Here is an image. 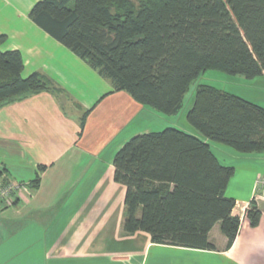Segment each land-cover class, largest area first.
<instances>
[{"label":"trees","instance_id":"1","mask_svg":"<svg viewBox=\"0 0 264 264\" xmlns=\"http://www.w3.org/2000/svg\"><path fill=\"white\" fill-rule=\"evenodd\" d=\"M28 15L114 90L167 115L178 113L206 69L245 78L264 73V0H140L137 7L130 0H37ZM22 69L18 50L0 51V106L58 93L44 75L23 77ZM186 118L238 153L264 152V107L236 94L199 84ZM113 167V179L125 186L123 234L145 231L156 243L212 250L208 233L219 223L225 248L233 242L240 217L226 188L234 167L220 163L206 140L175 126L137 133L116 151ZM245 216L258 224L254 198Z\"/></svg>","mask_w":264,"mask_h":264},{"label":"crops","instance_id":"2","mask_svg":"<svg viewBox=\"0 0 264 264\" xmlns=\"http://www.w3.org/2000/svg\"><path fill=\"white\" fill-rule=\"evenodd\" d=\"M35 1L0 0V51L18 50L21 75L39 72L59 91L0 106V186L26 184L0 199V264H264V152L239 153L232 165L226 195L240 225L228 248L219 223L208 233L212 250L121 232L125 186L113 179V157L159 116L33 23ZM232 79L246 89L221 90L264 107V73ZM251 198L261 212L255 226L245 216Z\"/></svg>","mask_w":264,"mask_h":264},{"label":"rangeland","instance_id":"3","mask_svg":"<svg viewBox=\"0 0 264 264\" xmlns=\"http://www.w3.org/2000/svg\"><path fill=\"white\" fill-rule=\"evenodd\" d=\"M130 1L135 7H137L140 2V0ZM233 76L238 75L228 74L218 69H206L202 71L199 76L190 83L187 91L184 94L183 103L178 113H176L175 115H167L156 110L153 111L159 117H153L154 120L150 129L152 131H157L163 129L164 127H180L186 132L192 133L193 135L206 140L209 143L212 152L216 155L220 163L225 165H235L234 163L237 160L236 155L239 154L236 150L227 145L217 143L205 138L196 128L193 127V125L188 122L186 118V111L192 104L195 89L199 84L211 85L218 89H224L231 92L235 91L238 93H240V91H242L243 89H246V87H243L238 82H235L234 79H232ZM231 188L232 187L230 184L228 190L230 191Z\"/></svg>","mask_w":264,"mask_h":264},{"label":"built area","instance_id":"4","mask_svg":"<svg viewBox=\"0 0 264 264\" xmlns=\"http://www.w3.org/2000/svg\"><path fill=\"white\" fill-rule=\"evenodd\" d=\"M25 185L26 184L22 182H8L6 184L1 185L0 186V199L4 201H8L9 198H11V195L13 193H17L19 190L24 189Z\"/></svg>","mask_w":264,"mask_h":264}]
</instances>
